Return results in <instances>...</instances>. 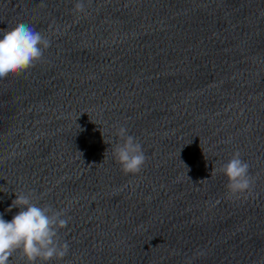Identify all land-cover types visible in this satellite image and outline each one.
Segmentation results:
<instances>
[{"label": "water", "instance_id": "1", "mask_svg": "<svg viewBox=\"0 0 264 264\" xmlns=\"http://www.w3.org/2000/svg\"><path fill=\"white\" fill-rule=\"evenodd\" d=\"M75 3L0 0V33L51 40L0 81V214L29 191L66 210L48 264H264V0ZM120 126L139 174L114 161ZM237 150L254 184L229 196L216 170Z\"/></svg>", "mask_w": 264, "mask_h": 264}, {"label": "clouds", "instance_id": "2", "mask_svg": "<svg viewBox=\"0 0 264 264\" xmlns=\"http://www.w3.org/2000/svg\"><path fill=\"white\" fill-rule=\"evenodd\" d=\"M85 11V0H76L73 12L83 14ZM50 46V38L26 23H19L11 30L0 33V81L26 74L42 61L44 52ZM116 135L121 142L113 147L114 161L123 173L139 174L147 161L142 144L124 126L117 129ZM216 171L226 177L229 196L247 194L254 184L250 165L242 159L238 150ZM213 172L212 169L210 177ZM15 195L7 211L19 208V212L10 221L0 214V264H11L10 258L16 253L20 254L25 264L63 260L69 253V244L60 235L70 220L66 210L50 205L39 206V198L32 191Z\"/></svg>", "mask_w": 264, "mask_h": 264}]
</instances>
